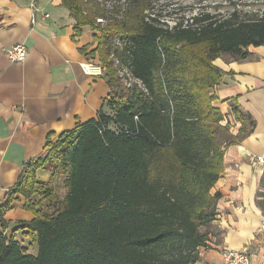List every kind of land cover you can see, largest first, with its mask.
I'll list each match as a JSON object with an SVG mask.
<instances>
[{"label": "trees", "instance_id": "obj_1", "mask_svg": "<svg viewBox=\"0 0 264 264\" xmlns=\"http://www.w3.org/2000/svg\"><path fill=\"white\" fill-rule=\"evenodd\" d=\"M62 1L76 21L74 36L84 25L94 31L88 54L98 57L110 93L97 118L48 141L9 187V200L22 195L34 216L10 236L0 229V264L197 263L232 140L214 104L224 74L215 60L245 58L248 46L264 45V15L201 13L170 26L153 0ZM230 106L240 133L251 132L254 118L237 98ZM38 168L52 179H39ZM20 229L30 244L16 239Z\"/></svg>", "mask_w": 264, "mask_h": 264}, {"label": "crops", "instance_id": "obj_2", "mask_svg": "<svg viewBox=\"0 0 264 264\" xmlns=\"http://www.w3.org/2000/svg\"><path fill=\"white\" fill-rule=\"evenodd\" d=\"M75 23L62 0H0V207L8 205L0 214V229L8 236L34 216L24 208L22 195L10 201L7 193L24 164L44 155L48 141L55 143L61 133L97 118L110 93L104 69L88 72L82 66H102L88 54L97 46L94 31L84 25L74 36ZM18 43L28 49L23 61L5 52ZM83 46L86 52L80 51ZM247 50L245 58L225 53L215 60L224 74L214 89V104L232 140L225 143V169L212 188L221 194L217 216L195 264H224L230 248H248L253 264H264V163L258 160L264 158V45ZM233 98L255 120L247 134L240 133L243 123L231 111ZM36 175L52 179L47 169H36ZM24 231L17 230L16 239L28 245Z\"/></svg>", "mask_w": 264, "mask_h": 264}, {"label": "rangeland", "instance_id": "obj_3", "mask_svg": "<svg viewBox=\"0 0 264 264\" xmlns=\"http://www.w3.org/2000/svg\"><path fill=\"white\" fill-rule=\"evenodd\" d=\"M153 8L160 21L173 26L179 21L184 24L191 23L192 18L201 13H210L222 18L230 16L236 10L239 19L259 18L264 15V0H153ZM122 72L126 70L122 69ZM220 138L225 140L228 134H221ZM59 188L63 193L62 184ZM1 191L0 187V193Z\"/></svg>", "mask_w": 264, "mask_h": 264}, {"label": "built area", "instance_id": "obj_4", "mask_svg": "<svg viewBox=\"0 0 264 264\" xmlns=\"http://www.w3.org/2000/svg\"><path fill=\"white\" fill-rule=\"evenodd\" d=\"M49 16V14H46ZM8 57L13 61H23L28 53V49L24 43H18L5 49ZM85 71L94 72L97 69H104L102 66H95L92 64L82 65ZM261 163H264V158L258 157ZM261 231L264 234V224L261 227ZM252 254L248 248H230L224 251V264H253Z\"/></svg>", "mask_w": 264, "mask_h": 264}]
</instances>
